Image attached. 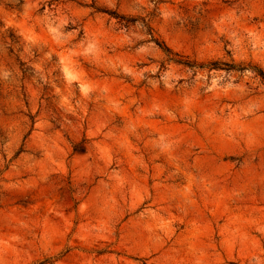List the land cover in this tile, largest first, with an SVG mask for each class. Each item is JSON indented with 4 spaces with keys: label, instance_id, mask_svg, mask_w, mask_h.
I'll use <instances>...</instances> for the list:
<instances>
[{
    "label": "rangeland",
    "instance_id": "374dc122",
    "mask_svg": "<svg viewBox=\"0 0 264 264\" xmlns=\"http://www.w3.org/2000/svg\"><path fill=\"white\" fill-rule=\"evenodd\" d=\"M0 264H264V0H0Z\"/></svg>",
    "mask_w": 264,
    "mask_h": 264
}]
</instances>
